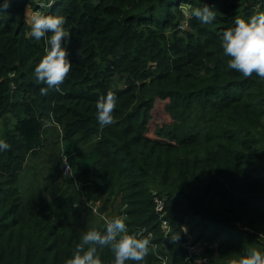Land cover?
Returning <instances> with one entry per match:
<instances>
[{"label": "trees", "instance_id": "16d2710c", "mask_svg": "<svg viewBox=\"0 0 264 264\" xmlns=\"http://www.w3.org/2000/svg\"><path fill=\"white\" fill-rule=\"evenodd\" d=\"M181 2L9 0L0 18V136L11 146L0 153V264H66L84 231H103L98 202H117L110 218L126 216L129 233L150 238L146 264H231L245 249L264 252V80L228 69L219 41L264 0H191L213 9L209 25L185 17ZM29 7L66 19L72 64L61 92L39 94L33 70L45 43L26 36ZM109 91L115 122L101 129L96 102ZM98 255L113 264L110 249Z\"/></svg>", "mask_w": 264, "mask_h": 264}, {"label": "clouds", "instance_id": "9594fccd", "mask_svg": "<svg viewBox=\"0 0 264 264\" xmlns=\"http://www.w3.org/2000/svg\"><path fill=\"white\" fill-rule=\"evenodd\" d=\"M56 3V0H52ZM9 0L0 2V18L7 14ZM51 7V5H49ZM179 11L188 18H195L203 25H209L216 19L215 12L207 4L193 7L191 0H182ZM29 31L26 36L45 43V55L34 67V76L38 84H43L39 94L47 96L50 90L61 92L71 70L67 44L70 31L66 29V19L62 15L45 14L40 10L26 13ZM234 27H229L219 35L220 47L227 57V68L242 74L245 78L255 74L264 80V11L248 19L237 18ZM117 106V96L109 91L96 102V120L101 129L112 125L115 120L113 111ZM10 144L0 139V153L10 150ZM179 236L171 238L176 242ZM150 238L139 233H129L126 217L115 216L105 219L103 231L86 230L80 243L67 259L66 264H103L98 249L108 248L113 254V264H146L150 252ZM231 264H264V252L255 248L245 249Z\"/></svg>", "mask_w": 264, "mask_h": 264}, {"label": "rangeland", "instance_id": "374dc122", "mask_svg": "<svg viewBox=\"0 0 264 264\" xmlns=\"http://www.w3.org/2000/svg\"><path fill=\"white\" fill-rule=\"evenodd\" d=\"M33 10H35V8L29 7L28 13H30ZM156 15H157V17L162 18V14L156 13ZM159 107L160 106H158L156 109H159ZM157 117L159 119L163 120V117L160 114H157ZM0 139H1V136H0ZM51 149H52L51 139H47L46 140V144H45V148H44V151L46 152V155L48 153L50 154ZM21 175H22V178H21L20 187L24 191V190H26L29 187L30 174L24 173V170H23ZM66 175H67V177L73 176V165L72 164L70 165V169L67 170ZM89 204H91V203L89 202ZM103 206L104 205L101 204L100 202H98L95 206H93L92 214H95V218H97L96 221H99L101 219H104V220L105 219H110L111 216L117 214L116 211H115V208L118 207L117 202L114 203V204H109V206L107 208H104ZM124 217H126V216H124ZM88 223L90 224L91 222L88 221ZM150 236H151V234H150Z\"/></svg>", "mask_w": 264, "mask_h": 264}, {"label": "built area", "instance_id": "2783aa9c", "mask_svg": "<svg viewBox=\"0 0 264 264\" xmlns=\"http://www.w3.org/2000/svg\"><path fill=\"white\" fill-rule=\"evenodd\" d=\"M64 160H65V164H64V167H63L62 174L67 177L66 172H67V170L70 169L71 163L68 161L66 155H64ZM156 210L158 211V213L161 214V217H162V226L165 229V233L166 234H169L170 233V230H171V227H170L169 221L167 219H165L164 218V215H163V213H164V201H163L162 198H158ZM162 263L163 264H168V258H164L163 261H162Z\"/></svg>", "mask_w": 264, "mask_h": 264}, {"label": "bare ground", "instance_id": "6f19581e", "mask_svg": "<svg viewBox=\"0 0 264 264\" xmlns=\"http://www.w3.org/2000/svg\"><path fill=\"white\" fill-rule=\"evenodd\" d=\"M66 155V154H65Z\"/></svg>", "mask_w": 264, "mask_h": 264}]
</instances>
